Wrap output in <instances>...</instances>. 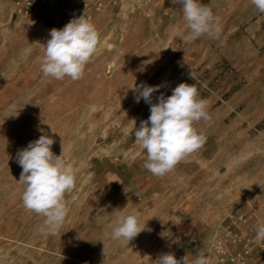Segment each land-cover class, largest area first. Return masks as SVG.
Returning <instances> with one entry per match:
<instances>
[{"label": "rangeland", "instance_id": "obj_1", "mask_svg": "<svg viewBox=\"0 0 264 264\" xmlns=\"http://www.w3.org/2000/svg\"><path fill=\"white\" fill-rule=\"evenodd\" d=\"M103 2L91 19L96 53L73 81L44 77L37 57L51 29L85 11L24 16L14 0H0V264H154L165 253L230 264L244 250L248 264H264V241L255 240L264 224V13L252 0H200L222 32L185 43L183 11L172 0ZM141 83L165 85L154 102L195 84L211 116L194 125L203 147L163 177L143 167L147 154L133 135L150 115V105L135 102ZM237 94L241 105L227 113ZM42 134L76 176L69 212L46 236L38 231L44 218L22 203L17 163ZM133 213L146 230L128 243L111 239L109 225Z\"/></svg>", "mask_w": 264, "mask_h": 264}, {"label": "clouds", "instance_id": "obj_2", "mask_svg": "<svg viewBox=\"0 0 264 264\" xmlns=\"http://www.w3.org/2000/svg\"><path fill=\"white\" fill-rule=\"evenodd\" d=\"M172 2L181 5L183 11L187 32L180 33L183 42L191 43L204 35L219 38L222 32L220 18L210 7L200 0ZM252 4L264 13V0H252ZM49 37L43 44V56L37 57L44 77L81 79L99 44L95 25L83 15L70 20L62 29H51ZM31 52V47L25 48L22 58L26 60ZM190 76L196 79L192 72ZM162 86L165 85L141 83L133 88L135 102L143 99L150 105L148 119L142 120L138 128L135 125L133 135L147 154L143 167L157 177L165 176L182 159L203 147L206 136L194 125L201 120L211 121L207 101L199 98L195 84L180 83L172 89L170 96L161 93L154 102L153 94ZM54 142L53 138L42 134L17 153V163L22 168L19 182L24 186L22 203L25 209L44 218L38 231L45 236L63 224L69 212L65 195L75 188L76 180L73 166L65 162L62 154L53 153ZM109 227L110 238L124 243L146 230V225L139 222V213L122 215ZM255 231V240L264 241V224H258ZM154 264H210V259L199 253L194 260L189 254L178 260L174 254L165 253Z\"/></svg>", "mask_w": 264, "mask_h": 264}, {"label": "built area", "instance_id": "obj_3", "mask_svg": "<svg viewBox=\"0 0 264 264\" xmlns=\"http://www.w3.org/2000/svg\"><path fill=\"white\" fill-rule=\"evenodd\" d=\"M14 4L24 16H31L42 9L46 15L55 8L66 7L73 13L85 11L86 17L90 20L93 18V13L101 12L104 7L103 0H94V2L90 0H14ZM249 255L250 251L244 250L229 258L230 264H248Z\"/></svg>", "mask_w": 264, "mask_h": 264}, {"label": "crops", "instance_id": "obj_4", "mask_svg": "<svg viewBox=\"0 0 264 264\" xmlns=\"http://www.w3.org/2000/svg\"><path fill=\"white\" fill-rule=\"evenodd\" d=\"M242 101L243 99L240 98V94H237V96L231 97L227 101V113H232L233 111H235L241 105Z\"/></svg>", "mask_w": 264, "mask_h": 264}]
</instances>
